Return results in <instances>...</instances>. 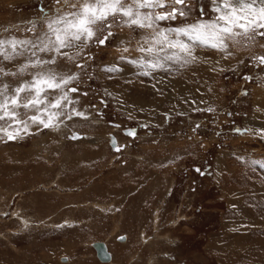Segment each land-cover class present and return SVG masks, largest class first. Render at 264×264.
I'll return each mask as SVG.
<instances>
[{
  "label": "rangeland",
  "instance_id": "rangeland-1",
  "mask_svg": "<svg viewBox=\"0 0 264 264\" xmlns=\"http://www.w3.org/2000/svg\"><path fill=\"white\" fill-rule=\"evenodd\" d=\"M9 1H0L3 36L28 35L23 29L37 19L38 6L53 3ZM190 4L193 15L202 14L209 0H190ZM121 35L135 43L129 30ZM118 46L114 41L92 49L99 79L83 76L82 87L91 88L87 103L96 104L100 115L90 109L92 117L87 121L69 122L59 131L34 128L33 135L0 142V264H23L26 245L34 244L28 240L37 234L43 241L35 254H53L41 264H264V167L252 162L264 161V141L236 131L249 129L257 113H264V100L262 108L253 101L264 86V72L249 62L251 55L264 50L237 44L222 67H236L239 59L249 66L240 65L235 74L217 72L212 92L202 82L205 95L215 96L209 102L217 112L209 114L192 112L183 104L171 110L168 101L159 106L153 101L158 94L149 89L155 81L134 76L130 66L115 79H107L100 67L119 55ZM200 53L222 55L208 48ZM204 72L202 80H206ZM243 75L254 79L246 81ZM105 87L112 96L104 94ZM142 105L158 107L152 121L138 110ZM169 110L166 119L163 113ZM181 110L186 114L177 115ZM196 124L201 127L193 131ZM126 128H133L135 137L123 133ZM72 131L85 136L72 139ZM111 135L125 149H112ZM56 178L60 184H52ZM43 202L48 207L57 203L58 212L67 213L53 223L31 224L37 227L27 234L12 213L17 206L33 216V209L43 207ZM65 216L72 222L64 223ZM96 240L107 244L112 255L108 262L98 258L91 243ZM36 255L27 256L31 264H36Z\"/></svg>",
  "mask_w": 264,
  "mask_h": 264
},
{
  "label": "snow or ice",
  "instance_id": "snow-or-ice-1",
  "mask_svg": "<svg viewBox=\"0 0 264 264\" xmlns=\"http://www.w3.org/2000/svg\"><path fill=\"white\" fill-rule=\"evenodd\" d=\"M38 8L37 19L28 21L30 27L23 29L28 35H0V142L33 135L34 128L36 132L59 131L62 126L67 128L69 122L87 121L92 117L90 109L100 115L96 104L87 103L91 88L82 87L83 76L89 81L99 79L92 49L106 48L114 41L119 45V55L100 67L108 74L107 79H115L130 66L135 70L134 76L155 81L151 87L159 96L173 98L167 91L171 88L177 101L173 109L183 104L192 112L209 114L216 113L217 108L203 96L197 99L187 89L179 91L176 77L188 69L196 77L202 65L212 73L233 74L240 65L249 66L239 59L236 67L225 69L220 60L212 63L207 56L201 58L199 53L205 48L220 52L221 60L231 58L237 44L264 50V0H209L204 12L196 15L190 0H53L52 5ZM125 29L135 35L134 44L121 35ZM19 30L17 26L16 31ZM249 62L252 68L264 72V51L251 55ZM242 78L254 79L250 75ZM194 91L199 95L201 88ZM207 91L213 89L209 87ZM104 94L113 95L107 87ZM101 103L106 105L103 98ZM170 111L163 113L166 119ZM200 127L196 124L193 131ZM236 131L264 141V128ZM127 134L136 135L134 130ZM71 138L81 137L73 133ZM252 162L264 167V161Z\"/></svg>",
  "mask_w": 264,
  "mask_h": 264
},
{
  "label": "bare ground",
  "instance_id": "bare-ground-1",
  "mask_svg": "<svg viewBox=\"0 0 264 264\" xmlns=\"http://www.w3.org/2000/svg\"><path fill=\"white\" fill-rule=\"evenodd\" d=\"M1 1V3H2V1L3 0H0ZM11 2H13L14 0H10ZM9 1V2H10ZM14 3V2H13ZM234 53H235V51H233ZM200 54V56H201V58H203V57H205L206 55H203V53H199ZM220 55H217V54H214L213 56H210L209 58L211 59V61H212V63H214L216 60H220V66H223L224 64H226L225 62H223V60H221L220 59ZM238 56H236V58H237ZM236 60V59H235ZM227 65V64H226ZM203 69H204V74H205V78L204 79H206V80H202L203 79ZM189 70V69H188ZM187 71V70H186ZM200 71H201V73H198V75L196 76V78L198 77V80L200 81V83L199 84H194L193 82H191V81H195V80H192V79H194V77L193 76H191V70H189L188 72H184V74H186V75H184V77H181L180 79H177L176 78V81H179V83L177 84V89L179 90V91H181V92H184V90L185 89H187V90H189L191 93H192V95H195L196 96V98L197 99H199L200 98V96H203V98L205 99V100H210V99H213V98H215V96H212V97H207V95H205L207 92H205L204 91V89H203V85H202V82L203 81H206L207 82V84H208V86H213V87H215V76H216V74L217 73H212V72H210V71H208L207 70V66H204V65H202V66H200ZM214 76V77H213ZM197 80V79H196ZM176 81H173V83H176ZM161 86H163L164 87V85H161ZM162 87V88H163ZM196 87H200L201 88V93L199 94V95H197L196 93H195V88ZM149 89H151L152 91H154L153 89H152V87H150ZM169 89H170V92H169ZM213 91H214V88H213ZM155 92V91H154ZM168 92L170 93V95L173 97V98H171V99H169V98H161V96H159V95H157V97H155L154 99H153V101L154 102H157L158 104H159V106H160V104L162 105V102L163 101H168V103H169V106L168 107H170V108H172L171 110H176V109H173V104H176L177 103V101H176V99L174 98L175 97V93L174 92H172V90H171V88H168ZM264 86H263V88L262 89H260L258 92H257V94L254 96V98H253V101H255L256 102V104H258L259 105V107L260 108H262V106H263V104H262V101L264 100ZM263 94V95H262ZM117 95H119V94H117ZM215 95V94H214ZM261 95H262V97H261ZM209 96H211L210 94H209ZM146 104V103H145ZM122 105V104H121ZM180 106V105H179ZM202 106V105H201ZM122 107L124 108V109H126V110H129L127 107H124L123 105H122ZM140 109L142 108L143 109V111L142 112H145L146 113V115H147V117H148V121H152L151 119H150V117L153 115V114H155L156 113V110L158 109V107H149V108H147V106H145V105H142V107L140 106L139 107ZM154 108H157L156 110H154ZM169 108V109H170ZM189 108V107H188ZM178 109V108H177ZM188 110V109H187ZM154 111H155V113H154ZM182 111V110H181ZM257 114H259V115H257V118L254 120V118L251 120V122L249 123V126H250V128L249 129H259L260 127H263L264 126V113H257ZM76 134H78L80 137H82V135L81 134H79V133H77L76 132ZM71 136H72V134L71 135H69V137L71 138ZM112 136V135H111ZM111 136H110V142H111ZM116 139V138H115ZM109 142V143H110ZM116 145H117V139H116ZM111 146V145H110ZM118 147V146H117ZM119 149V148H118ZM117 149V150H118ZM117 150H115V151H117ZM12 215H13V213H12ZM21 217V216H20ZM27 218V217H26ZM69 219V218H68ZM22 221V220H21ZM65 222H66V220H65ZM64 222V223H65ZM24 224V223H23ZM253 224V223H252ZM165 237H168V236H165ZM238 239V238H237ZM170 241V240H169ZM236 241V243H237V250L238 251H242V249H244L243 247H241L240 246V243H238L237 241H239V240H235ZM105 243V242H104ZM73 244V243H72ZM93 245H94V242L92 243ZM106 244V243H105ZM63 246H66V245H63ZM70 247V246H69ZM69 247L67 246V250H70L69 249ZM106 247H107V244H106ZM62 249V248H61ZM65 249V248H64ZM107 250H108V247H107ZM109 251V250H108ZM62 252V251H61ZM64 252V251H63ZM65 252H67V251H65ZM67 254V253H66ZM66 254H63V255H61V256H66ZM26 255H36L33 251L32 252H27L26 253ZM39 254H37L36 255V259H34V263H36V264H41V260L43 261V260H47V258H46V255L44 256V257H42V255H41V257L40 256H38ZM50 255V254H49ZM52 255V254H51ZM60 256V257H61ZM26 257V256H25ZM34 257V256H33ZM59 257V258H60ZM50 258V257H49ZM67 260H68V258L67 257H65ZM111 258H112V256H111V253H110V258L108 259V260H101L100 259V261H103V262H108L109 260H111ZM29 259L30 258H28L26 261H23V264H31L30 262L31 261H29ZM33 261V260H32ZM44 263V262H43Z\"/></svg>",
  "mask_w": 264,
  "mask_h": 264
},
{
  "label": "crops",
  "instance_id": "crops-1",
  "mask_svg": "<svg viewBox=\"0 0 264 264\" xmlns=\"http://www.w3.org/2000/svg\"><path fill=\"white\" fill-rule=\"evenodd\" d=\"M91 119V118H90ZM93 119V118H92ZM93 121L95 122V123H99V121L98 120H95V119H93ZM73 132V131H72ZM109 132V131H108ZM71 133V132H70ZM77 133H79V132H77ZM80 133H82V132H80ZM85 135H83L82 137H84ZM96 137H94V139H95ZM97 140H98V137L96 138ZM106 140H107V138H106ZM79 141H84V140H79ZM78 141V142H79ZM107 142V141H106ZM109 142H110V139H109ZM108 143V142H107ZM53 183H56V184H60L58 181H57V178L55 179V180H53L52 181V184ZM48 204V203H47ZM45 202H43V207H39V208H37V209H33L34 210V215L32 216V215H30V214H28V213H25L24 211H23V208H20V207H15V209H14V211H13V219H14V222H16V223H19V227L21 228V230L23 229V230H25L26 232H27V234H30L31 235V230L32 229H34V228H36L35 226H33V225H31V224H35V222L36 223H38V224H40L39 222H44L45 220H47V222H51V223H53V222H55V220H57L56 219V217L59 215V214H65V213H67V211L65 210V211H62V210H60L59 212H58V209H57V206H58V204L57 203H51L50 204V207H48V205H47ZM33 208V207H32ZM32 208H31V210H32ZM41 209L43 210L42 212H41ZM43 214H45V216L43 215ZM21 216V217H20ZM69 217L71 216V215H68ZM27 217V218H26ZM69 217H67L66 218V216H65V218L63 219L64 220V222H65V220H66V222L65 223H70V222H72V221H70L68 218ZM22 220V221H21ZM25 222H27V227H25ZM24 223V224H23ZM32 237H31V239L32 240H30V238H29V243L30 242H32L33 241V246H32V244L29 246V245H26V247H25V250H26V253L27 252H34V253H36V251H38V249H41V243L39 242V241H43V239L42 238H40V234H37V235H31ZM42 236V235H41ZM76 238H80L79 237V233H77L76 235ZM81 239V238H80ZM72 241L74 242V239H72ZM94 242V241H93ZM93 242H91V243H93ZM32 246V247H31ZM24 253H25V251H24ZM25 253V254H26ZM39 254V253H38ZM62 255V254H61ZM61 255H59V256H61ZM28 256V255H27ZM25 257V256H23V261H26L29 257ZM29 256H31V255H29ZM45 256V255H44ZM59 256H58V258H59ZM112 256V255H111ZM51 257H53V254L52 255H49V254H47L46 255V258H47V260H49ZM69 258V257H68ZM19 259V258H18ZM29 261H31L30 259H29ZM31 263V262H30Z\"/></svg>",
  "mask_w": 264,
  "mask_h": 264
},
{
  "label": "water",
  "instance_id": "water-1",
  "mask_svg": "<svg viewBox=\"0 0 264 264\" xmlns=\"http://www.w3.org/2000/svg\"><path fill=\"white\" fill-rule=\"evenodd\" d=\"M129 131H131L130 129H125L124 133H128ZM76 133V132H73ZM72 133V135H73ZM110 145L112 147V149L117 150L118 147L116 145V139L114 136H111V142ZM94 247L96 250V254L98 256L99 259L101 260H108L110 258V252L107 250L106 244L104 243V241L102 240H96L94 242ZM103 257H107V259H104Z\"/></svg>",
  "mask_w": 264,
  "mask_h": 264
},
{
  "label": "flooded vegetation",
  "instance_id": "flooded-vegetation-1",
  "mask_svg": "<svg viewBox=\"0 0 264 264\" xmlns=\"http://www.w3.org/2000/svg\"><path fill=\"white\" fill-rule=\"evenodd\" d=\"M116 125H119V127H117ZM121 126V124L120 123H115V127H117L118 128V130H123V127H120ZM126 129H128V128H126ZM125 130V129H124ZM130 130H133V128H130ZM124 133V132H123ZM131 137H133V136H131ZM117 146H118V144H117ZM122 146V147H121ZM119 148H121V149H119V150H122V149H125V146L124 145H120V146H118Z\"/></svg>",
  "mask_w": 264,
  "mask_h": 264
}]
</instances>
